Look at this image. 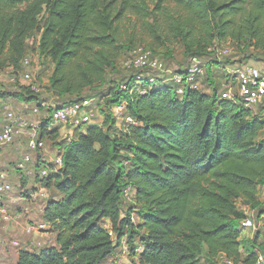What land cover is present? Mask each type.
Segmentation results:
<instances>
[{
  "label": "trees",
  "instance_id": "1",
  "mask_svg": "<svg viewBox=\"0 0 264 264\" xmlns=\"http://www.w3.org/2000/svg\"><path fill=\"white\" fill-rule=\"evenodd\" d=\"M139 25L151 51L171 58L179 44L188 58H206L211 84L213 67L264 54V0H0V73L19 75L34 52L54 63L47 91L58 103L105 100L104 120L70 141L61 126H49V114L40 121L41 136L63 155L43 181L56 192L43 215L56 245L22 249L16 264H119L118 250L126 264H203L204 256L218 264L222 255L257 263L261 231L246 240L240 227L245 206L264 211V102L248 108L217 85L212 94L187 87L181 95L141 73L123 81L125 90L113 81L97 88L141 40ZM225 42L237 58L220 60L217 45ZM1 94L3 121L8 99L37 104L44 96L19 81ZM121 101L136 124L117 125L112 108ZM127 197L135 202L128 210Z\"/></svg>",
  "mask_w": 264,
  "mask_h": 264
},
{
  "label": "built area",
  "instance_id": "2",
  "mask_svg": "<svg viewBox=\"0 0 264 264\" xmlns=\"http://www.w3.org/2000/svg\"><path fill=\"white\" fill-rule=\"evenodd\" d=\"M39 35L37 36V38ZM32 38L29 43H33ZM35 54L30 53L22 61V71L19 75L11 74L8 70L6 73L7 83L13 87L18 81L20 84L29 85V87L36 93H42V88L37 82V71L36 67L33 66V56ZM126 66L135 67L140 69H147L149 71H161L169 72L166 81L173 82L176 85V91L183 95L187 87L199 88L197 86L199 77L205 72V63L198 57H193L191 62L184 71L173 72L168 69L163 59L153 56L152 51L144 45H139L131 50V54L126 61ZM228 72L235 75L239 83V94L236 95L229 91L225 93L227 98L239 100L243 105L248 108H253L264 102V69L257 67L253 64L246 63L245 65H229ZM140 82L143 76L137 77ZM149 82H156V78L150 77ZM125 84L121 85V90H125ZM120 90V91H121ZM92 102L93 98H85L76 101L71 104H60L58 102H52L41 98L39 102L33 103L32 112L37 115H41L43 111L47 112L51 119L56 123L64 124L70 127L69 131L63 130L62 135L68 141L74 137V131L78 128H84L93 121L92 113ZM32 104L25 103L24 106L29 108ZM6 112V118L2 121V127L0 129V150L16 140L20 135L25 134L27 137V147L30 153L41 152L43 154V160L47 163H42L38 168L37 164L39 160L35 162V172L32 170L30 173L35 174V180H38L37 186L32 189L23 191V197L30 199L35 202L37 200H43V204L40 211L44 215L45 205L50 195L48 194V187L44 186L45 178L50 174V165L56 171L63 166V155L62 151L57 148V151H49L45 149L46 139L41 136L40 122L35 125L29 124V121L23 115H18L8 104H4ZM49 111V112H48ZM113 114L117 119V125L120 123L132 125L136 124V119L128 112L127 102L121 101L112 108ZM121 126V125H120ZM62 131V130H61ZM55 148V147H54ZM28 153L22 157L21 161L17 164V170L24 171L28 169L29 162L32 159L31 154ZM46 159V160H45ZM14 185L12 184L8 172L0 170V218L4 222H11L12 216L9 214L7 207L3 204L2 198L5 195H9L14 192ZM264 188V187H263ZM134 189L132 186H128L124 193L127 196L132 195ZM241 221V229L247 230H260L264 226V211L260 214H247ZM47 223L43 220L38 226L30 225L27 226L29 233L38 232L47 229ZM18 245V242H15ZM36 245L41 248L43 247L42 242H37ZM227 263L233 264V262L227 259L224 255L220 257ZM256 264H264V254H259V258Z\"/></svg>",
  "mask_w": 264,
  "mask_h": 264
},
{
  "label": "rangeland",
  "instance_id": "3",
  "mask_svg": "<svg viewBox=\"0 0 264 264\" xmlns=\"http://www.w3.org/2000/svg\"><path fill=\"white\" fill-rule=\"evenodd\" d=\"M139 29H138V33L137 36L138 38H140V41H137L135 44H133L131 46V48H135L139 45H147L146 40H142L145 39L148 35L144 34V31L142 30L141 25H139ZM36 38V37H35ZM144 45V46H145ZM32 46V44H31ZM33 48V46H32ZM131 49V50H132ZM131 50L130 52L128 50H124L120 56V59L118 60L117 63V69L115 71H111L110 69H108V73H107V82L103 85L98 86L97 88L99 89H106L109 85L115 83H122L123 81H125L129 75L131 73H141L143 76H147V77H153V78H158L161 81H159L161 84H170L172 85L175 89H176V85L173 82H163V78H168L169 72H161V71H149L147 69H140V68H135V67H128L126 66V61L128 60L130 54H131ZM217 55L220 58V60H226L228 58H237L238 54L236 52V49L234 48V45L231 44L230 42H225V43H218L217 45V49H216ZM34 54V52H31ZM166 53L165 49H160V50H156V51H152V55L159 57L161 59H163L165 61V63L167 64L168 69L172 70L173 72H182L185 70V68L187 67V65L190 64L191 62V58H188L183 51V47L181 45H176L175 47L172 48V56L171 58L166 57L164 54ZM33 66L36 67V71H37V82L38 84L41 86L42 88V93L44 94L43 98H45L46 100H50L52 102H58L57 100H55L47 91V87L49 85V78L52 74V71L54 69V63L52 62L51 59L49 58H44V57H39L37 54H35L33 56ZM206 58L201 59V61L203 63H206ZM253 64L257 67H260L262 69H264V54L263 53H257L256 58L250 61H242V62H238L236 65H245L246 63ZM228 65H221L219 67L218 65V69L214 68V71L212 72V78H214L213 80L215 81L214 84L210 83V78L208 80V74L205 70L204 74L202 76L199 77L197 86L203 91L206 92L208 94H212V90H213V85H217L218 87V92L220 94H223V92H233L234 94H239V83L238 80L236 78L235 75L231 74L228 72V68L230 67ZM233 65V64H232ZM7 78H6V73L2 72L0 73V102H1V98H2V94L3 92L8 93L11 89H13V87L10 85V83H7ZM113 81V83H112ZM237 83V84H236ZM87 95V93L85 94ZM87 98V97H85ZM89 98V97H88ZM13 99V98H12ZM104 97L103 96H97L93 98V102H92V113H93V121L92 123H101L104 120V115L102 114V106L104 105ZM8 102L11 107L14 109L15 112H20L22 113V110H25L23 113V116L26 117V119L29 121L30 126L31 125H35L38 124L42 118L48 117V113L43 111L41 115H37L34 114L32 112V105H29V108H25V106L21 105V107L14 101V103L16 104V106L13 104V101H11L10 99H8ZM257 106H254L253 108H257ZM4 113L1 112V115ZM20 115V114H18ZM123 123L118 124V126L122 125ZM59 125L61 126V132H63V130L65 131H69L70 127L66 126L64 124H60V123H56L53 119L49 120V126L53 127ZM262 136H264V133L262 134ZM61 138H64V136L62 135ZM53 145V142L50 141L48 138L46 139V146L45 149L49 150V151H57V147H55ZM30 153L27 147V137L25 134L20 135L19 137L16 138V140L14 141V143L2 148L0 150V170H4L6 172H8L9 174V178L12 182V184L14 185V192L13 194H21L23 190L25 189H32L33 186H35L38 183V180H34V176L35 174L30 173V171L32 170L33 172H35V162H37V157L38 154L37 152H33L30 154H33V159H31V161L29 162V167L28 169L23 171L24 176L26 177V185H22L21 183V179L19 178L18 173H15V171L17 170V164L21 161L22 157L25 156L26 154ZM41 154V153H39ZM41 161L42 163H47V161H49V159H45L46 161L43 160V154ZM39 168V167H38ZM20 171V170H18ZM48 194L50 196L53 195V190L51 188H48ZM259 195H260V199L264 202V188H260L259 191ZM37 203H39L40 205H43L45 203V201L43 200H37L35 201ZM38 204V207L39 206ZM124 208L126 210L130 209L131 207L135 206V202L132 198L127 197L126 199H124ZM246 207V208H245ZM244 209L247 210L248 212L250 211V208L245 206ZM133 215L135 217L136 220H138L137 217V213L134 211ZM37 217L41 218L40 216V212L39 215H37ZM35 217V218H37ZM36 221V226H38L42 220H35ZM9 223V224H8ZM12 222H1L0 223V254L3 256V258H0V264H16L17 260H18V256H19V252L20 250H22V246L18 245H14L13 242L16 239H10L6 233V230L8 229V227H10L9 225H11ZM5 227V228H4ZM257 230H247L244 229V238L246 240H250V235L253 232H256ZM260 231L261 233L260 236L258 237V240L256 242V250L259 254H264V226L261 228L260 227ZM38 242H42L43 245L49 246V245H56L55 242V238L53 235H44L42 237H40L38 240H36ZM36 241L35 243L31 244L30 249L31 251H40V248L36 245ZM124 246H126V244H123ZM245 245H248L247 242H245ZM247 247V246H246ZM25 248V247H24ZM117 258H115L117 260V263L119 264H126L129 260L128 254L124 253L120 250L117 251ZM201 262L203 264L205 263H209L211 264L212 261H209L206 256L202 257ZM218 264H231V263H227L225 262L223 259L219 258L218 259Z\"/></svg>",
  "mask_w": 264,
  "mask_h": 264
},
{
  "label": "crops",
  "instance_id": "4",
  "mask_svg": "<svg viewBox=\"0 0 264 264\" xmlns=\"http://www.w3.org/2000/svg\"><path fill=\"white\" fill-rule=\"evenodd\" d=\"M11 101H14L20 106V105H24L25 103L19 102L17 100L14 99H10ZM3 119V114L0 115V127L2 124V120ZM41 152H37L38 157H37V161L42 158V153L39 154ZM32 159H33V154H31ZM15 173H18L19 178L21 179V184L24 186L26 185L27 181H26V177L23 174V171H18L16 170ZM25 173V171H24ZM35 180V178H34ZM24 182V183H23ZM37 186V184L35 186H33V188H35ZM28 190V189H25ZM25 190H23L25 192ZM23 191L21 194H9V195H5L2 198V202L3 204L7 207L9 214L12 216L13 220L11 221L12 224L9 225L10 227H8V229L6 230V233L8 234L7 236L10 239H16L13 244H15V242H18V245L22 246V249L25 250H30V246L31 244L35 243L36 240H38L40 237L44 236V235H53L55 238V242H56V235L54 233L48 232L46 230H42V231H38V232H32L29 233L27 231V226L28 224L30 225H34L36 224L35 220H39L41 219L43 221V214L40 211V209L42 208L43 205H40L37 202H33L30 199H26L25 197H23ZM54 191V190H53ZM15 193V192H14ZM56 194V192H53V195ZM39 204V208L38 207ZM246 208V207H245ZM247 214H256V212L254 210H251L248 212L247 210H245ZM40 212V216L41 218L37 217V215H39ZM37 217V218H35ZM3 223L4 221L0 218V223ZM9 224V223H8ZM5 228V227H4ZM256 232H253L250 235V239L254 238ZM38 241H36L37 243ZM16 245V246H18ZM55 245V244H54ZM46 245H43V247H45ZM25 247V248H24ZM42 248V247H41ZM21 251V250H20ZM0 258H3V256L0 254Z\"/></svg>",
  "mask_w": 264,
  "mask_h": 264
}]
</instances>
